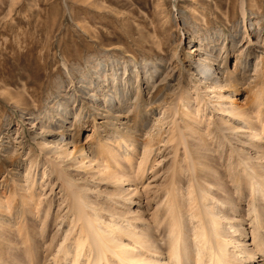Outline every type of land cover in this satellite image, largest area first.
I'll list each match as a JSON object with an SVG mask.
<instances>
[{
  "label": "rangeland",
  "instance_id": "374dc122",
  "mask_svg": "<svg viewBox=\"0 0 264 264\" xmlns=\"http://www.w3.org/2000/svg\"><path fill=\"white\" fill-rule=\"evenodd\" d=\"M252 29L256 52L239 76L236 57ZM193 46L209 63L224 60L221 78L232 69L242 78L207 89ZM260 46L264 59V0H0V264L90 262L89 252L75 255L78 201L97 230L114 229V249L135 247L139 258L158 252L172 264L167 237L180 220L176 264H212L192 239L205 211L231 235L227 250L248 249L231 263L264 264V196L239 169L241 157L264 179ZM122 91L127 100L105 110L104 98ZM188 183L208 191L193 200L204 206L180 195Z\"/></svg>",
  "mask_w": 264,
  "mask_h": 264
},
{
  "label": "bare ground",
  "instance_id": "6f19581e",
  "mask_svg": "<svg viewBox=\"0 0 264 264\" xmlns=\"http://www.w3.org/2000/svg\"><path fill=\"white\" fill-rule=\"evenodd\" d=\"M246 28H248V27L246 26ZM245 35L247 36V41L245 42V44L242 47V48L245 47V51L243 52V54L237 55V57H236V63L234 65L235 68H236V65H237V68H238V72L237 73L239 74V76H241L240 74H242V75L244 74L245 68L247 66V59L251 56V54H253L254 52H256V49L254 48V45L253 44L258 43V41H257V39H258L257 33L253 29L250 30V31H247V32L245 31ZM252 35H254L253 36V40L249 38ZM230 45L232 46L233 44H230ZM191 48H193L195 50H199L198 53L196 54L198 56V58H197L198 63L193 66V70H195V72H197L199 74V75H197V78L200 79V80H203V82H204L203 86L206 87L207 89H214L215 87H217V88H223V86H225L228 82H231V81L232 82L235 81V85H236L237 84V80L240 79V78H242V77H239L238 78L236 76V74H233V69L231 71H227L226 70L225 71L226 75H224V71H222L223 73H221V75L223 74V76L221 78L220 76H218V73L220 71L219 68L221 67V65H223L224 60L223 61L221 60L220 63H209V61H207L206 58L210 54L207 53L205 55V53L200 52L203 49L201 50L200 48H196L194 46L191 47ZM259 48H260V50H259L260 53L256 57L257 60L255 62V66H254V70H255V73L254 74H255V77H257V79L260 78L261 75H264L263 48H262V46H260ZM215 60H217V59H215ZM215 60H213V61H215ZM214 65H217V66L215 67ZM208 73H210L209 76H207ZM154 77H155V75H154ZM112 79H113V83H116L115 77H113ZM211 79H213V81H211ZM212 82H215L216 85H212ZM235 85H232V87H233V89H232L233 95L236 94V87H235ZM148 87H149V85H148ZM117 89L118 88L116 87L115 90H114V92H116ZM124 92H125V90H124ZM124 92L122 91V93H121L122 96H120V95H113L112 96L111 95L110 98L105 97L104 98V100H105L104 102L105 103H103V106L105 107V110H110V108L112 109L114 106H117L118 107L119 105L116 104V103H122V102L126 101L127 100V97H128V94H126V93L124 94ZM222 96H223L222 94L219 95V97H222ZM229 98H231V104H233V106H235V102L233 100H236V99L234 98V96H232V97L229 96ZM112 99H113L114 103L111 101ZM221 107H222V105H221ZM163 118H161V119H163ZM244 122H246V119L244 120ZM251 136L252 137H257V136H254L253 134ZM259 139H257V140H259ZM252 140L255 141L256 139H252ZM259 141H261V139ZM131 144H133V143H131ZM127 146H128V144H127ZM239 162H242V164H241L242 167L240 166L239 169L242 170L241 171L242 172V174H241L242 175V178L244 176L246 178V181L245 180L244 181L250 186V188H253L254 189L253 190L254 193L255 192H259L260 193V197L261 196H264V188L261 187V185H263L261 182H263L262 180H264V179L263 178H260L259 175H258L259 177L257 175H255V173L253 171L254 169L252 167L246 165V163H244L246 161H244L241 157H239ZM238 164L240 165V163H238ZM236 173L237 174H240L239 171L236 172ZM236 173H235V175H236ZM237 177H239V176L237 175ZM232 180H234V178ZM184 186L185 185H183V187H181V188L185 189L184 191H186V192H184V193H182L180 195L181 196L182 195H185V194L187 195L186 201H187L189 207H191L193 204L194 205L197 204L198 205V208L200 206H204L205 205V202L204 201H197V202L195 201L194 202L193 200H194V198H198V197L200 199L208 198V197L204 196V194L207 195L206 194L208 192L207 190H206L207 192L206 193L204 192V194H203L202 191H205L203 189H201V192H200L199 189H198L199 191L197 190V192L194 190V188L197 189L196 187H198V185L195 186V184H193V183H188L185 188H184ZM191 186H192V188H191ZM254 193H251L252 195L251 194L250 195L253 197L254 196L253 195ZM122 201H123L122 203L125 205V201L126 200H122ZM128 202H130V201H126V203H128ZM167 202L169 203L170 200H168ZM75 203L76 204L74 206H72V207H74L73 208L74 209V212L73 213L76 214L77 219L81 221L80 225L77 224V225H79V228H78L79 231L78 230L77 231H78L79 234H82V235H78V236L76 235L77 238L75 240H73L74 241L73 243L75 245V248H74L75 249V255L78 256L82 252V250H83V252L84 251L87 252V254H89V253L92 254L91 255L92 256V260L90 262H87V264H89V263H91V264H110V262H109L110 259L108 260V256H107V253L106 252H110L111 257L114 258L113 260H116L118 264H133V263H139V264H165V262L163 263V262L158 261L157 256L159 257V255H161L158 252H157L158 254L156 253L155 255L152 253L153 256L156 257L155 259H150V258L149 259L148 258L145 259V258H142V257L139 258L137 256V254L135 255L134 249H133L135 247H133L130 250V249H127L126 248V245H124L125 247H122V245H120L121 248L119 247V249H114V248H117L119 246L117 244V240H116L117 238L115 239L116 236L113 237V235H110V234H113L114 233L113 232L114 229L111 228L109 231L106 232V231L100 230L101 227L100 228L98 227V230H97V228H95L96 226H94L95 224L93 225L92 220H90L88 218V216L86 215V212H84L82 210V206L80 205L79 201H78V203L77 202H75ZM119 206H122V204H119L118 207ZM167 208H169V211L168 212L174 213V217L176 215L177 218L180 219V216H182V215H180V213H177V214L175 213V212H178V209H176L177 207L175 205L174 206H171V204H170V205L167 206ZM197 212H199V210ZM211 214H212L211 217H206L207 214L205 213V211H204V215L201 212L199 213V216L197 217V226H195L194 229L196 227H198V229L200 228V230H199V232L193 230V232H197V234L196 233L195 234L193 233L194 235H196L195 236L196 238L195 237H192V239L195 240V242H194V240H193V242L195 243V247L196 248L194 247V244L191 245L190 248L192 246L195 248V249L194 248H192V249H194L196 251V255H197V257H199V259H200L201 256H198V254L205 255V257L207 259H209L210 263H212V264H234L233 262L231 263V261L232 260L234 261L235 259H237L238 254L240 255L239 252H241L242 249L244 250V249H247V248L246 247H243L245 244L241 246V244H243V242H241V243H239L240 245H237L238 243H236V245H235L237 252L236 251L231 252V251L227 250L228 246L231 244V242L233 241V239L232 238H229V237H231V235H229L228 238L222 237L223 235L220 234V232H219L221 226H219V227L217 226L218 221H216L215 218H214L215 217L214 216L215 214L214 213H211ZM248 214L249 213H247V215ZM250 214L253 216L254 211H253V213H250ZM172 216H173V214H172ZM174 217H173V219H174ZM255 218H256V215H255L254 219ZM173 219H171V220L173 221ZM174 220L176 222V219H174ZM118 222H119V220L116 221V223H118ZM178 222H180V220H177V223ZM125 223H126V220H125ZM172 223L175 224L174 221ZM177 223L175 225L172 224V226H169V228H171V227L173 228L172 229L173 231L172 232L170 231L171 234L169 235V233H168V237H167L168 238V241H167V246H168L167 247V250L168 249L169 250L167 251V257H165V259L167 258L166 260L168 261V263H172V264L178 263V259L180 261V255H179L180 253L178 254V250L181 247H178L177 244L179 246H181V244H179L178 242H179L180 234L182 232L181 231L182 230L181 229L182 226H179L180 225L179 223L177 225ZM122 225H125V224H123V222L120 223L119 226H118V228L120 230H124L125 232L129 233L128 230H127L128 229L127 226H129L128 222L126 223L125 226H122ZM233 225L234 224H232V225L229 224V227L232 229L231 231L233 233H235L238 230L240 223H239V225L237 224L238 227H235ZM74 231H75V229H73V232ZM118 232H120V231H118ZM242 232H244V231H242ZM132 234H133V232H132ZM239 234H240V232H239ZM132 237L134 238L133 240H136L135 242L134 241L133 242L134 243L137 242L139 248H141V245L144 242V241H142V238H139L141 236H139V234H136V235L134 234ZM184 239H182V242H183ZM185 241H186V239H185ZM168 243H169V245H168ZM185 243L186 242H184V244ZM187 246H188V244H187ZM187 246L182 245V250L183 249L185 250V248ZM67 247L64 248V250L62 251V256L63 257H62L61 260H63V259H64V261L67 260L66 259V256H68V254H69V250H68ZM177 247H178V250H177ZM218 247H221V248L219 250H217ZM86 248H87V250H86ZM157 248H158V246H157ZM190 248H189V251H190ZM57 251H58V248H57ZM247 251H248V249H247ZM59 252H61V250ZM155 252L156 251H154V253ZM224 252H226L225 256H224ZM181 253H182V251H181ZM186 253L183 254L184 257L185 256H188V254L186 255ZM90 254H89V256H90ZM86 256H88V255H86ZM139 256H141V255H139ZM254 257L255 256L253 255V257H251V260H253ZM87 260H90V259H87ZM73 261L76 262L77 260L73 259Z\"/></svg>",
  "mask_w": 264,
  "mask_h": 264
}]
</instances>
